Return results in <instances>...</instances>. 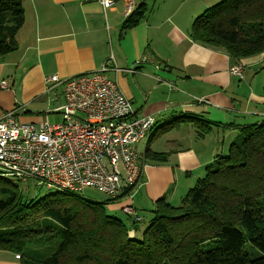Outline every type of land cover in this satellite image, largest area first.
I'll list each match as a JSON object with an SVG mask.
<instances>
[{
    "label": "crops",
    "instance_id": "0c3cea01",
    "mask_svg": "<svg viewBox=\"0 0 264 264\" xmlns=\"http://www.w3.org/2000/svg\"><path fill=\"white\" fill-rule=\"evenodd\" d=\"M220 1L136 0L143 18L124 31L122 1L105 11L98 0H21L25 22L16 34L17 49L0 55V115L15 111L18 121L29 123L41 121L43 113L62 117L65 85L46 78L93 73L112 56L116 69L108 74L131 100L134 115H152L157 126L148 140L136 144L143 174L132 198L111 200L93 188L85 192L103 195L111 209L131 203L139 218L160 198L176 204L227 151L240 128L264 122V52L237 59L190 36L194 20ZM238 62L243 78L230 72ZM180 116H196L212 128L201 134L183 123L154 137L160 126ZM147 147L164 153L166 161L149 160ZM0 264L20 262L13 252L0 250Z\"/></svg>",
    "mask_w": 264,
    "mask_h": 264
},
{
    "label": "trees",
    "instance_id": "16d2710c",
    "mask_svg": "<svg viewBox=\"0 0 264 264\" xmlns=\"http://www.w3.org/2000/svg\"><path fill=\"white\" fill-rule=\"evenodd\" d=\"M143 15L136 8L123 30ZM24 22L21 0H0V55L17 49L16 34ZM190 36L233 58L261 54L264 0H222L194 20ZM183 123L201 134L212 128L196 116H180L160 126L154 137ZM145 152L153 162L166 161L164 153L150 147ZM18 186L0 185V250L18 255L20 264H264V122L240 128L228 154L217 155L206 167L181 206L158 199L139 239L107 214L110 202L58 189L26 201ZM129 215L138 225L140 218ZM247 242L260 255L243 260Z\"/></svg>",
    "mask_w": 264,
    "mask_h": 264
},
{
    "label": "built area",
    "instance_id": "2783aa9c",
    "mask_svg": "<svg viewBox=\"0 0 264 264\" xmlns=\"http://www.w3.org/2000/svg\"><path fill=\"white\" fill-rule=\"evenodd\" d=\"M98 1L105 11L122 1L126 19L137 7L136 0ZM110 62L112 56L93 73L46 78L65 85L59 122L20 123L15 111L0 115V176L10 177L13 185L33 179L80 194L97 189L111 200L133 197L143 174L136 144L148 140L157 125L152 115H134L131 100L108 74L116 69ZM230 72L243 78V63ZM122 208L139 219L133 204Z\"/></svg>",
    "mask_w": 264,
    "mask_h": 264
},
{
    "label": "rangeland",
    "instance_id": "374dc122",
    "mask_svg": "<svg viewBox=\"0 0 264 264\" xmlns=\"http://www.w3.org/2000/svg\"><path fill=\"white\" fill-rule=\"evenodd\" d=\"M260 72L264 73V69H260ZM259 72V73H260ZM58 96L62 99V88L58 89ZM52 95L54 96V92H52ZM41 117V121L44 119H48L50 121V123H55V122H59L62 120V117L60 115H58L57 113H50L47 116L44 115V113L41 115L39 114ZM40 122V120H37L35 122ZM20 123H29L28 121H23V120H19ZM237 139V137H236ZM235 139V140H236ZM230 142V140H229ZM142 149L141 151L144 149V143H141ZM229 151V148L227 149L226 152H224L223 155H227ZM1 171V170H0ZM11 178L7 177V176H0V185H5V186H10L11 185ZM13 185V184H12ZM195 186V184H193V187ZM18 190L20 191V193L23 195L24 199L26 201H30V200H38L44 196H46L48 193L55 191V189H51L48 188L46 185H42L40 184L38 181H35L33 179H29L27 181H20L19 186L17 187ZM189 186L185 188V194L184 196H182L181 198H179L178 202L176 204H173L175 206H181L182 205V201L183 199L186 197L188 191H189ZM192 188V187H191ZM84 197L92 200V201H96V202H104L105 197L103 195H100L94 191H90L88 190L87 192H84ZM148 210H145L141 216V218L138 220L139 224L134 226L133 225V221H134V217L125 213L124 211H122L121 206H119V209H111L110 207H107V214L114 218L117 219L121 222H124L125 224H127V226L130 229V236L134 237V238H141L142 237V233L144 232V229L150 224L151 219L154 217V210L156 209V202H155V206L152 205V208H147ZM260 255V251L253 247L250 243H245V245L243 246L242 250H241V257L243 260H248L250 258L256 257Z\"/></svg>",
    "mask_w": 264,
    "mask_h": 264
}]
</instances>
